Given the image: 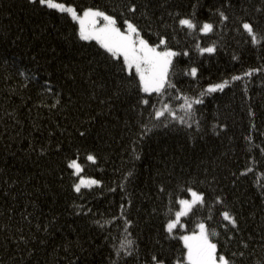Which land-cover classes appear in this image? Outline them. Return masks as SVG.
<instances>
[{
	"label": "trees",
	"instance_id": "1",
	"mask_svg": "<svg viewBox=\"0 0 264 264\" xmlns=\"http://www.w3.org/2000/svg\"><path fill=\"white\" fill-rule=\"evenodd\" d=\"M64 2L78 13L105 11L122 30L132 19L150 43L166 35L179 53L169 75L175 88L163 100L140 93L134 70H119L123 57L80 39L67 13L0 0V264H151L154 255L174 264L186 251L179 237L201 220L233 264H264V40L253 44L242 27L248 19L264 35V0ZM180 16L213 29L180 26ZM209 44L211 53L197 47ZM192 66L196 76L184 71ZM225 79L223 89L206 90ZM180 93L201 101L187 122L154 116L153 104L175 107ZM73 158L82 166L75 175ZM79 174L101 183L76 191ZM188 187L205 203L169 233L163 225ZM122 237L133 242L127 254Z\"/></svg>",
	"mask_w": 264,
	"mask_h": 264
},
{
	"label": "snow or ice",
	"instance_id": "2",
	"mask_svg": "<svg viewBox=\"0 0 264 264\" xmlns=\"http://www.w3.org/2000/svg\"><path fill=\"white\" fill-rule=\"evenodd\" d=\"M37 6H44L47 9H54L61 13H67L71 16L72 20L78 21V35L82 40H95L97 41L107 53L112 57H123V63L120 66V71H131L134 68L133 80L136 83L140 93H157L160 94V99L163 100L164 93L168 88H175L169 79L170 73L174 69V57H177L179 53L173 47H170L167 42L166 35L157 34V42L150 43L141 35V28L133 22L132 19H124V30L117 26V19L113 15H109L105 11H101L98 8H84L82 15L78 13L75 6L67 4L64 0H33ZM131 10L136 9L135 4H131ZM222 19H226L223 11L219 12ZM103 18V23H97L98 18ZM178 23L180 26H186L188 29L199 28V32L208 33L213 29V24L208 21H203L197 24L195 20L187 16H180ZM243 29L247 30L250 34L251 42L253 44L259 43L260 40H264V35H261L258 39V34L254 30L253 24L248 19L242 20ZM200 52H213L214 45L209 44L206 48H201L197 45ZM188 50H184V55H187ZM185 72H190V75L196 76L198 69L192 66L190 69L185 68ZM249 72L256 71V69H249ZM243 73L242 75H247ZM239 76H233L232 80L239 79ZM229 83L227 79L218 83H209L206 85L207 91H213L216 89H223L225 84ZM204 90L201 92L203 96ZM181 102L176 103L175 107L171 103H162L160 106L153 104L151 112L154 113L156 118H162L165 113L171 115L172 119L177 118L180 121L187 122L193 111V105L200 103V97H189L185 93H180ZM141 104L147 105L151 103V98L141 97ZM176 108H179L183 115H179ZM167 123V121H165ZM158 121H152L141 125L143 131L141 135H144L150 130L151 127L156 126ZM224 127V125H220ZM59 147V145L57 146ZM87 159L89 161H95L96 156L92 153H88ZM70 168L74 169V175L81 171L82 166L77 162V159L73 158L68 161ZM101 181L93 177L79 176L77 182L73 183L72 187L79 191L82 185L91 186L93 184H100ZM187 192L191 194V199H185L177 196V202L180 205L179 210L175 211L176 219H167L163 227L171 233L176 226L178 219L182 215H186L189 209L199 202L205 203V194L203 192L196 191L192 187L187 188ZM219 201L221 198L217 196L215 198ZM211 212V209H209ZM227 221L233 226H237V219L234 218V214L225 210L220 213ZM97 223H99L97 221ZM132 221H127V224ZM180 227H184L180 225ZM198 231L185 232L179 239L183 241L186 251L183 252L182 258L175 260L174 264H184L185 261L188 264H233L227 256L218 251V244L214 242L212 237L218 236L219 233L215 228H209L203 220L195 225ZM227 228V225H225ZM231 235V233H229ZM133 242L130 239L121 238L120 248H123L125 254H127L128 246ZM119 253V249H117ZM151 264H166L164 259H160L158 256H152Z\"/></svg>",
	"mask_w": 264,
	"mask_h": 264
},
{
	"label": "rangeland",
	"instance_id": "3",
	"mask_svg": "<svg viewBox=\"0 0 264 264\" xmlns=\"http://www.w3.org/2000/svg\"><path fill=\"white\" fill-rule=\"evenodd\" d=\"M83 12V11H82ZM82 12L81 13H79V14H81L82 15ZM77 22V25H78V27H79V23H78V21H76ZM104 21H103V18L101 17V18H98L97 19V23H100V24H102ZM94 40V39H93ZM95 41V40H94ZM97 42V41H96ZM122 56V55H121ZM132 70H134V68L132 69ZM135 71V70H134ZM74 170V169H73ZM75 171V170H74ZM79 176H80V174L78 175V178H77V181H78V179H79ZM76 181V182H77ZM94 185V184H93ZM92 186V185H91ZM81 187H90V186H85V185H82ZM192 197H191V194L189 193V195L187 196V197H185V199H191ZM179 208H180V205H179ZM179 208H178V210H179ZM183 216V215H182ZM181 216V217H182ZM180 217V218H181ZM180 218L178 219V222L180 221ZM172 219H176V217H175V215H174V217L172 218ZM177 222V223H178ZM196 231H198V229L196 230ZM183 242V241H182ZM187 262V261H186ZM188 263V262H187Z\"/></svg>",
	"mask_w": 264,
	"mask_h": 264
}]
</instances>
